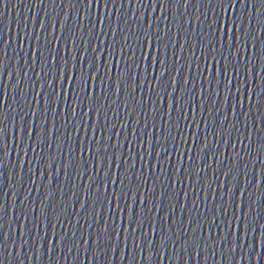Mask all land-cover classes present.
Wrapping results in <instances>:
<instances>
[{
	"label": "snow or ice",
	"instance_id": "1",
	"mask_svg": "<svg viewBox=\"0 0 264 264\" xmlns=\"http://www.w3.org/2000/svg\"><path fill=\"white\" fill-rule=\"evenodd\" d=\"M238 23V21H237ZM233 20L232 18L229 16L227 19H225V15L222 13L221 17H220V34L224 36L225 40H228L231 35H232V31H233ZM145 44H144V55L143 58L140 61V69H141V82L142 81V74H143V70L145 69V67H147V70L149 73H151L152 71H154L156 69V65L158 63L157 60V56L155 55V52L159 49L160 45H159V41H157L156 43H153L151 39L147 38V33H145ZM149 48H151L153 50V55L151 56V62L148 63L147 65L145 64L146 61H148L149 57H148V50ZM97 61H99V56H97ZM109 63H111V56H109ZM159 74L162 76L163 73L165 72V68H164V61L163 59L159 60ZM210 70V69H209ZM97 71H99V65H97L96 69H93L92 66L87 63V61L85 62L83 69L82 70H78V74L77 75H73V69L71 67H69L67 69V79L64 82V98L65 101H67L68 98V92H69V87L71 86V88L79 93H83L85 91V88H87L88 90V100L91 101L93 99V88H94V82L97 79ZM122 75V73H121ZM217 75L219 76V68L217 69ZM134 76H135V70H134ZM60 79L63 80L64 79V68L63 65H61V72H60ZM157 81H159V76L157 77ZM49 83H51V79H49ZM103 83V81H101V84ZM175 83V78H173V84ZM228 83H230V81L225 82L224 87L227 90L228 87ZM59 94V87L57 88V93L56 95H54L53 100H52V106L53 108H55V102H56V96ZM45 103H47V98H45ZM76 103V98H73V104ZM173 101L171 100V98H169L168 100V107L169 109H171ZM74 114V113H73ZM85 119H87V112H85ZM30 130H31V125H30ZM92 149L88 148L86 149V151H91ZM119 154L117 153V156Z\"/></svg>",
	"mask_w": 264,
	"mask_h": 264
}]
</instances>
